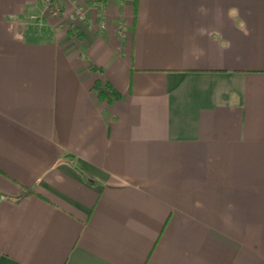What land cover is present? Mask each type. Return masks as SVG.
I'll return each instance as SVG.
<instances>
[{
	"label": "crops",
	"instance_id": "obj_1",
	"mask_svg": "<svg viewBox=\"0 0 264 264\" xmlns=\"http://www.w3.org/2000/svg\"><path fill=\"white\" fill-rule=\"evenodd\" d=\"M0 194V264H264V0H0Z\"/></svg>",
	"mask_w": 264,
	"mask_h": 264
},
{
	"label": "built area",
	"instance_id": "obj_2",
	"mask_svg": "<svg viewBox=\"0 0 264 264\" xmlns=\"http://www.w3.org/2000/svg\"><path fill=\"white\" fill-rule=\"evenodd\" d=\"M78 14H79V15H82V14H83L82 11H81V9L78 11ZM31 18H32V22H31V24H32L34 27H36V28H38V29H42V28H44V26H45V22H44V19H43V18L38 17V16H32ZM102 27H104V26H102Z\"/></svg>",
	"mask_w": 264,
	"mask_h": 264
},
{
	"label": "trees",
	"instance_id": "obj_3",
	"mask_svg": "<svg viewBox=\"0 0 264 264\" xmlns=\"http://www.w3.org/2000/svg\"><path fill=\"white\" fill-rule=\"evenodd\" d=\"M70 158L68 159V161L79 171L82 172L81 168L79 167L76 159H75V156L71 155L69 156ZM4 196L2 194H0V200L3 198Z\"/></svg>",
	"mask_w": 264,
	"mask_h": 264
},
{
	"label": "rangeland",
	"instance_id": "obj_4",
	"mask_svg": "<svg viewBox=\"0 0 264 264\" xmlns=\"http://www.w3.org/2000/svg\"><path fill=\"white\" fill-rule=\"evenodd\" d=\"M49 6H50V7H49V8H50V10L52 9L51 11H54V10H53L54 8L51 6V4H50Z\"/></svg>",
	"mask_w": 264,
	"mask_h": 264
}]
</instances>
